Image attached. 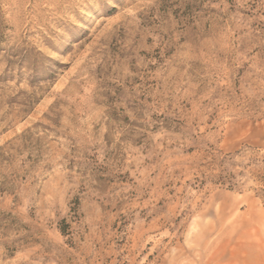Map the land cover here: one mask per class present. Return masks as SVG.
<instances>
[{"label":"rangeland","instance_id":"rangeland-1","mask_svg":"<svg viewBox=\"0 0 264 264\" xmlns=\"http://www.w3.org/2000/svg\"><path fill=\"white\" fill-rule=\"evenodd\" d=\"M0 264H264V0H0Z\"/></svg>","mask_w":264,"mask_h":264}]
</instances>
